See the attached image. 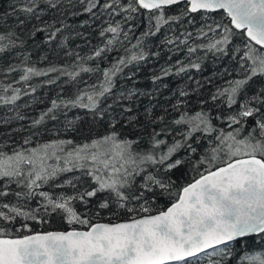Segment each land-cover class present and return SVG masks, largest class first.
<instances>
[{"label":"snow or ice","instance_id":"1","mask_svg":"<svg viewBox=\"0 0 264 264\" xmlns=\"http://www.w3.org/2000/svg\"><path fill=\"white\" fill-rule=\"evenodd\" d=\"M6 2L0 264H264V0Z\"/></svg>","mask_w":264,"mask_h":264},{"label":"trees","instance_id":"2","mask_svg":"<svg viewBox=\"0 0 264 264\" xmlns=\"http://www.w3.org/2000/svg\"><path fill=\"white\" fill-rule=\"evenodd\" d=\"M0 7H7V2L5 0V2L0 5ZM75 43H81L79 40L75 41ZM81 47L84 48V51H87V48L81 43ZM149 47L151 48L152 45H149ZM44 55V56H48L49 59H51L53 62H60L57 61L56 59V55L51 53L50 51H47L43 48L38 49L37 52L34 54V59H38L39 56ZM164 59H166V55L162 54V58L159 60L153 59L151 60L150 63L142 65L139 69V71H137V77H138V82L140 83L141 86H145L149 83L148 77L151 75V73L158 71L159 66L163 65L164 63ZM225 63H227V61H225ZM47 65V61L38 64L39 67H45ZM218 66H222V65H216L213 64L211 62V60H209L207 62V67L205 72L203 73V77L199 74V73H194V76L196 79H203L204 77H207L209 75V73L216 67ZM43 79V78H41ZM33 85L37 87V93L35 96V99L33 100L30 97H25L24 101H28L32 104V107L30 109H26L25 111L30 115V116H37L39 114V112L43 109H45L48 105H49V101L52 98H55L57 93L60 91L61 87H64L65 89H67L68 87H70L69 85H65L63 83V80L58 81L57 84H53V85H44V86H40L41 85V80L40 79H36L33 80ZM176 83H183V81H181L179 78H176L173 81V84ZM219 83V82H217ZM211 86H206V88L203 90L205 92V95L207 94V91L210 90ZM24 101H21L20 103L23 104ZM26 123V122H25ZM16 125L14 124L13 127H15ZM0 132H3V129H0ZM190 176H186L184 178V180L181 181V183H184L185 181L190 180ZM170 204V201H168L167 199H161L159 207L161 209H164L166 206H168ZM113 221H115V218H113ZM63 225H57L55 223H53L52 225L48 226L46 230H56V229H63Z\"/></svg>","mask_w":264,"mask_h":264},{"label":"water","instance_id":"3","mask_svg":"<svg viewBox=\"0 0 264 264\" xmlns=\"http://www.w3.org/2000/svg\"><path fill=\"white\" fill-rule=\"evenodd\" d=\"M168 206H169V205H168ZM166 207H167V206H166ZM166 207H165V208H166ZM113 222H116V221H113Z\"/></svg>","mask_w":264,"mask_h":264}]
</instances>
